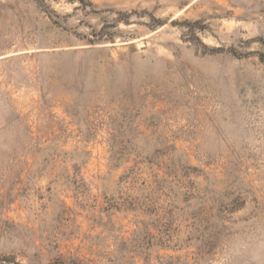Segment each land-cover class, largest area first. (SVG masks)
I'll list each match as a JSON object with an SVG mask.
<instances>
[{
  "label": "rangeland",
  "instance_id": "374dc122",
  "mask_svg": "<svg viewBox=\"0 0 264 264\" xmlns=\"http://www.w3.org/2000/svg\"><path fill=\"white\" fill-rule=\"evenodd\" d=\"M85 2L0 0V264H264V0Z\"/></svg>",
  "mask_w": 264,
  "mask_h": 264
},
{
  "label": "trees",
  "instance_id": "16d2710c",
  "mask_svg": "<svg viewBox=\"0 0 264 264\" xmlns=\"http://www.w3.org/2000/svg\"><path fill=\"white\" fill-rule=\"evenodd\" d=\"M71 1H75V0H71ZM76 1H78V2H79L80 4H82V5H85V4H86L85 0H76ZM216 51L221 52V51H225V50H223V49H218V50H216Z\"/></svg>",
  "mask_w": 264,
  "mask_h": 264
}]
</instances>
